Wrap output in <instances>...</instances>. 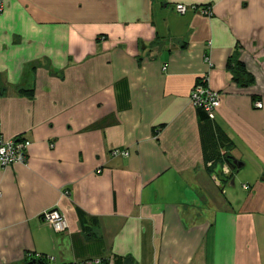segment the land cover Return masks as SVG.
<instances>
[{
	"label": "crops",
	"instance_id": "obj_1",
	"mask_svg": "<svg viewBox=\"0 0 264 264\" xmlns=\"http://www.w3.org/2000/svg\"><path fill=\"white\" fill-rule=\"evenodd\" d=\"M3 2L1 135L31 147L0 168V264H264V0Z\"/></svg>",
	"mask_w": 264,
	"mask_h": 264
},
{
	"label": "built area",
	"instance_id": "obj_2",
	"mask_svg": "<svg viewBox=\"0 0 264 264\" xmlns=\"http://www.w3.org/2000/svg\"><path fill=\"white\" fill-rule=\"evenodd\" d=\"M4 0H0V13L4 10ZM189 8L184 5H177L175 7V12L179 15H185L188 12ZM205 15H213L212 8L207 7L202 11ZM167 68L164 67V71ZM208 79L204 77L200 79L198 84L195 86L192 92V103L193 105L204 112L207 118L214 122L217 119L218 110L222 105V96L212 91L207 85ZM256 107L262 109L263 105L257 103ZM1 124H0V168H7L16 164H27L28 163V150L31 147L29 141L15 139L7 140L1 135ZM112 155L115 157L121 156L124 158L129 157V152L115 150L112 152ZM248 188V187H245ZM2 198V193L0 192V199ZM42 220L46 222L55 233L63 234L66 233L69 229V224L65 215L60 211L54 209L46 211L42 215ZM103 260H95L92 263L84 264H103Z\"/></svg>",
	"mask_w": 264,
	"mask_h": 264
},
{
	"label": "trees",
	"instance_id": "obj_3",
	"mask_svg": "<svg viewBox=\"0 0 264 264\" xmlns=\"http://www.w3.org/2000/svg\"><path fill=\"white\" fill-rule=\"evenodd\" d=\"M228 69L233 75L234 81L240 86L248 87L254 84L253 76L247 72L244 64L239 61L236 55L230 59L228 63ZM198 111H199V115L202 120L210 121L204 112H202L201 110H198ZM221 158L223 159L224 163H227L232 169L236 170V168L233 166V163H232L233 157L229 156L228 153H223ZM120 263H121V260H118L117 264H120ZM103 264H105V262H103Z\"/></svg>",
	"mask_w": 264,
	"mask_h": 264
},
{
	"label": "water",
	"instance_id": "obj_4",
	"mask_svg": "<svg viewBox=\"0 0 264 264\" xmlns=\"http://www.w3.org/2000/svg\"><path fill=\"white\" fill-rule=\"evenodd\" d=\"M233 166L236 168V173H239L243 168V164L236 161L234 158L232 159ZM28 264H47L46 262L38 259H32Z\"/></svg>",
	"mask_w": 264,
	"mask_h": 264
}]
</instances>
